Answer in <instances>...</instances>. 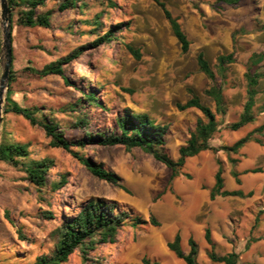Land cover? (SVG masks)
Wrapping results in <instances>:
<instances>
[{"label":"rangeland","instance_id":"rangeland-1","mask_svg":"<svg viewBox=\"0 0 264 264\" xmlns=\"http://www.w3.org/2000/svg\"><path fill=\"white\" fill-rule=\"evenodd\" d=\"M160 1L178 19L190 42L186 53L181 52L153 0H80L74 9L62 12L58 3L47 1L37 13H52L48 29L17 25L23 7L13 5L11 67L16 81L10 98L21 106L37 105L42 114L58 122V129L70 141L85 133L86 129L76 126L78 119L89 121L90 133L110 134L115 118L124 110L146 114L155 124L167 126L164 150L176 160L179 147L197 121H206L195 108H177L195 95L218 122L210 146H231L263 126L262 133L252 137L260 143L249 141L235 155L203 151L186 159L181 174L170 183L168 168L139 148L126 150L120 145L97 143L74 148L115 173L125 192L95 178L68 152L51 148L40 126H31L20 115L6 112L7 84L0 143L7 140L26 145L27 161L45 160L49 168L46 186L37 189L20 167L0 161V264H33L37 256L51 254L62 220L74 216L89 199L115 204L116 212H126L130 218L118 231L115 243L95 244L86 251L79 248L64 264H83L82 252L99 264H143L144 257L158 264H184L166 247L177 231L184 253L192 237L198 247L197 262L211 264L206 256L209 246L204 240L205 229L210 230L218 256L235 252L242 264H264V112L258 113L264 104L261 65L255 69L262 75L256 88V120L238 131L228 129L247 100L244 74L248 58L252 53L264 54V0H238L233 5L218 0ZM109 30L114 31L116 41L95 42ZM2 40L0 20V76L5 62ZM79 46L85 48L83 55L64 66L69 86L56 76L31 78L21 73L24 67L41 68ZM129 48L139 52V60ZM199 52L213 71L214 81L199 70ZM233 52L236 61L220 68L218 57ZM212 87L223 95L220 112L215 100L204 93ZM83 94H92L96 103ZM230 158L237 161L235 166ZM217 161L222 165L224 188L251 192V196L209 200ZM233 169L239 173L240 185L231 176ZM150 215L159 226L131 224L135 216L147 221Z\"/></svg>","mask_w":264,"mask_h":264},{"label":"trees","instance_id":"trees-1","mask_svg":"<svg viewBox=\"0 0 264 264\" xmlns=\"http://www.w3.org/2000/svg\"><path fill=\"white\" fill-rule=\"evenodd\" d=\"M11 8L13 5L23 7L19 12L17 18V25L27 28H42L48 29L51 26V12L37 13L38 7H43L47 1L58 3V11H65L74 9L80 0H7ZM162 10L164 18L168 22L173 36L179 43L182 53H186L189 49L190 42L183 32L178 19L173 17L165 4L160 0H153ZM226 4L233 5L238 0H218ZM12 24L10 31L12 34ZM118 27V26H117ZM264 30V24L262 26ZM114 31H107L102 36L96 39V43L116 41L113 36ZM12 50V49H11ZM129 51L135 59H140V54L137 50L129 48ZM85 52L83 46L74 48L65 56L56 58L49 63L43 65L41 68L24 67L21 73L27 74L31 78H45L48 76H56L63 80L64 85L69 86L68 78L65 76L64 66L68 65L72 59H77ZM199 70L211 81H214L215 76L211 70L208 62L204 58V54L199 52L196 57ZM220 68L226 64H231L236 61L234 52L226 55H221L217 59ZM261 65V66H260ZM264 68V54L252 53L247 61V69L244 74L247 83V100L243 106L242 112L239 114L237 121L228 125L231 131H238L249 124L254 123L257 114L255 113V96L257 94L258 80L262 76L256 72V67ZM20 73V74H21ZM16 81V73L10 67L8 80V96L6 98L7 108L6 112H11L20 115L31 126H40L47 138L50 139L49 146L51 148L62 149L99 180L112 184L123 191H127L124 186L120 184L119 177L103 167V164H96L95 162L81 156L74 148H83L87 144L97 143L102 146L112 147L120 145L126 150L139 148L145 153L150 154L156 161L164 164L169 170V181H173L181 174L186 159L194 157L203 151L218 152L222 150L230 154H237L239 150L249 141L260 143V140L252 138L254 133H262L263 126L248 133L246 136L237 140L231 146H222L219 149L210 146L209 141L212 136L218 131V122L215 114L206 106L200 103L197 96H192L184 105H178L177 108L181 111L195 108L199 110L205 117L206 121L198 120L194 130L190 133L189 138L185 144L178 149V158L171 159L164 150L165 135L167 133V126L157 125L146 114H134L128 110H124L123 114L116 117L113 122L112 132L104 133L96 131L90 133L88 131V122L85 119H78L76 126L82 127L85 133L79 136L76 141H70L64 132L58 129V122L42 114L37 105L21 106L10 98L11 87ZM207 96L213 98L217 105V110L220 112V107L223 104V95L221 90L212 87L204 92ZM84 98L96 103V99L92 94H83ZM98 105V104H96ZM101 107V106H99ZM264 112V104L259 108L258 113ZM39 115V118H38ZM29 152L27 146L20 143L9 142L4 140L0 143V161L9 164L12 167H20L25 174L27 181L36 187L42 189L47 183L48 163L45 160L34 161L29 160ZM232 166H235L236 160L229 159ZM218 168L214 175V183L209 189L208 197L213 201L217 197H249L251 192L244 194L241 190L228 191L224 188L223 169L220 161H217ZM254 172V171H253ZM231 176L237 185H240L239 173L234 169L231 170ZM188 177V176H186ZM64 177H62V181ZM63 183V182H62ZM58 187V184L55 186ZM117 206L109 204L100 199H89L80 208V210L72 217L62 220L60 226L56 230L57 242L51 254H42L34 259L33 264H64L68 262L69 257L77 250L82 249L86 251L92 249L95 244H113L116 241L118 231L124 226L130 216L126 212H116ZM8 220V213L4 214ZM133 226L150 224L152 226H159V223L150 215V218L145 221L139 217H134L131 220ZM10 222V221H9ZM11 223V222H10ZM20 237L23 238L21 231L17 230ZM204 240L209 246L206 256L211 264H242L239 262V256L235 252L218 256L214 252V244L211 239L209 229L204 231ZM256 239H251L254 242ZM188 252L184 253L181 249V236L177 231L170 242H167V249L173 255L181 260L184 264H199L197 262L198 247L197 243L192 237L187 240ZM248 246V245H247ZM83 264H99L97 260L88 258L86 252H82ZM143 264H158L155 261H150L147 258L142 259Z\"/></svg>","mask_w":264,"mask_h":264},{"label":"water","instance_id":"water-1","mask_svg":"<svg viewBox=\"0 0 264 264\" xmlns=\"http://www.w3.org/2000/svg\"><path fill=\"white\" fill-rule=\"evenodd\" d=\"M0 20L2 28V51L4 55L3 70L0 76V124L2 118V107L4 103V92L7 88L9 80V72L12 62V50H11V16L7 0H0Z\"/></svg>","mask_w":264,"mask_h":264},{"label":"bare ground","instance_id":"bare-ground-1","mask_svg":"<svg viewBox=\"0 0 264 264\" xmlns=\"http://www.w3.org/2000/svg\"><path fill=\"white\" fill-rule=\"evenodd\" d=\"M166 208V207H165ZM167 210V209H166Z\"/></svg>","mask_w":264,"mask_h":264}]
</instances>
